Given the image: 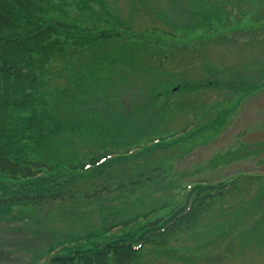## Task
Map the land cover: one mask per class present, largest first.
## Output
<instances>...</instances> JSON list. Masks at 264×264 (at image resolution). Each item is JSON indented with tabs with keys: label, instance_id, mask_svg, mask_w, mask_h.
<instances>
[{
	"label": "rangeland",
	"instance_id": "1",
	"mask_svg": "<svg viewBox=\"0 0 264 264\" xmlns=\"http://www.w3.org/2000/svg\"><path fill=\"white\" fill-rule=\"evenodd\" d=\"M84 1L60 0L59 3L54 1L53 6L49 0L46 16L64 22L68 17L69 21L85 20L83 25L100 27L95 33L101 29L116 32L121 28L115 29L111 24L121 23L124 28L128 26V32H122L124 36L130 37L133 29L134 38L150 43L157 36L162 38L163 31L174 35L163 37L161 43L165 44H159L153 55H144L147 68L138 66L128 77L120 71L128 67L123 62L117 64L120 69L117 73L103 71L94 77L92 85L71 87L65 82L67 74L59 73L64 70L60 60L48 65L58 74L44 75L46 84L39 95L50 90L46 106L59 101L56 105L63 108L69 95L73 96L71 100L75 105L70 108L74 112L56 109L61 121L57 125L49 123L47 127L50 131L62 129L65 134L59 140V136L51 135L46 139L52 142V149L68 141L65 149L54 150H57L55 159H76L73 165L86 162L92 150L100 146L119 152L117 144L124 145L123 148L131 144L128 147L131 149L139 145L131 158L124 159L127 164L114 169L116 176L99 184H116L137 174L151 179L142 181L131 193L111 194L102 200L92 194L98 185L94 182L85 187L88 194L93 195L88 197L91 201H61L44 207L20 205L1 211L0 264H45L47 252L59 243L86 237L83 247H89L93 245L92 241L88 242L89 234L96 235L95 242L102 236L108 239L103 233L111 222L143 214L153 217L152 211L156 209V215L162 217L168 208L161 211L158 208L187 201V192L193 183L217 185L233 179L238 172L246 175L242 183L264 180V36L258 38L260 34L257 37L248 33L244 40L237 32L255 30L248 21L250 8L256 14H264V2L260 7H252L233 0L228 4L229 14L225 10L221 13L223 23H213L220 13L215 5L205 4L204 0H103L102 4L95 0L84 3L85 11L78 10L77 4ZM214 26L218 31L214 30L211 35H224L231 30L232 39L228 42H217L220 38L215 42L206 40V44L198 42L195 47L190 45L184 50L182 46L177 47L187 41L188 31H192L188 40L196 39L201 31ZM52 39L62 41L61 36ZM126 42L129 44L122 43L124 55L138 58L140 44ZM92 77L86 74L84 80ZM80 80L75 78L76 82ZM53 84L57 89L51 86ZM173 87L176 90L172 91ZM250 87L255 89L252 94ZM259 87L263 88L257 90ZM249 92L251 95L247 96ZM27 115L28 111L19 114L14 111L13 126L17 119ZM78 117L81 121L75 122ZM64 119L69 122H63ZM190 124L194 126L189 127L192 128L189 136L167 137ZM81 138L86 142L83 146L78 142L73 152L74 145L70 144ZM156 139L160 142H148ZM21 141L26 142L24 138ZM159 148L162 149L146 159L140 156L147 149ZM20 152L21 157H34L30 151L21 149ZM59 165L55 167L58 173L52 176H83ZM92 172L93 169L88 170L87 176L96 175ZM44 175L51 180L50 175ZM5 182L10 184L7 180L2 182L0 177V193L16 186ZM20 184L25 189L41 188L38 184ZM231 195L221 200L214 198L190 230L173 233L162 249L146 245L137 264H264V184H254ZM123 229L111 236L121 238L126 234Z\"/></svg>",
	"mask_w": 264,
	"mask_h": 264
},
{
	"label": "trees",
	"instance_id": "2",
	"mask_svg": "<svg viewBox=\"0 0 264 264\" xmlns=\"http://www.w3.org/2000/svg\"><path fill=\"white\" fill-rule=\"evenodd\" d=\"M48 1L0 0V177L2 182L4 180L10 182V184L5 182L9 186L11 184L16 185L12 188H5L0 193V212L20 205L44 207L61 201H70L71 203L80 199L91 201L92 199L88 197L93 195L88 194L85 187L92 186L94 182L98 185L94 187L92 194H95L97 199L102 200V198L109 197L111 194L118 196L127 192L131 193L134 187L141 184L142 181L151 179L150 176L143 179L142 174H137L116 184L100 185L116 176L114 171L116 167L127 164L124 159H129L132 155L123 156L122 154H126L130 150L128 147H131V144L126 145L127 148H123L125 146L122 144H117L116 149L120 148L121 150L119 152L101 149L104 147L100 146L98 149L92 150L86 162L77 165H73L76 159L66 157H60L63 158L62 160L55 159L57 150L56 152L54 150L56 148L65 149L64 146H67L68 141H64L52 149V142H48L46 137L49 135L59 136V140L65 134V131L62 129L50 131L47 125L49 123H55L56 125L60 123L61 118L56 113V109L60 111L68 110L75 103L71 100L73 96L69 95L66 98L68 102H65L66 104L63 108L60 105H56L59 101H53L51 107H48L46 103L49 101L50 90L46 89L40 95L39 92L46 84L44 75H47V73L52 76L58 74V72L51 70L52 67H49L58 60L64 66V70L59 73L65 72L67 74L65 82L71 87L79 84L92 85L94 77L103 71L108 74L117 73L120 70L117 64L123 62H126L128 67L120 71L124 73L125 77H128L138 66L143 65L147 68L145 62L147 57L144 55H153L154 50L157 49L156 47L159 48L162 38L157 36L150 43L148 40L134 38L135 34L133 33H136V31L133 29L130 31V37L124 36L122 32H128V26L124 28L121 23L111 24L116 26L115 29L121 28V30L116 32L103 31L101 29L98 33H95L100 27L83 25L86 23L85 20L74 19L69 21L68 17L64 22L57 20L54 16L47 17L46 7L48 6ZM54 1L60 2V0H52L53 6L56 3ZM90 1L95 0H86L80 4L78 3L77 9L85 11L87 7H85L84 3ZM234 1L236 4L243 2L252 7H260L264 2V0ZM99 2L102 4L103 0H99ZM203 2L215 5L220 13V17H217L213 23H223L221 21L223 19L221 13H225V11L227 13L228 4L232 3L233 0H204ZM250 9L251 16L248 21L252 23L251 27L255 30H249L250 32L244 29V31H237L241 38H245L244 40L247 39L248 33L257 37L260 34L258 38L264 36V14H256L253 8ZM215 29L217 30L216 26L204 30L206 33H210L211 30ZM151 32L152 29H149L148 33ZM161 33L163 34L162 37H173L174 35V33L166 31ZM58 36H61L62 41L52 39V37ZM219 38L217 42L225 41L223 34H220ZM126 41L140 44V50L136 54L138 58H134L135 55L130 57L124 55L123 51L125 48L122 43L124 42L125 45L129 44ZM109 42H112V44H108ZM152 46L153 48L149 49ZM98 47H102L100 51L97 50ZM184 49L186 48L183 47ZM86 74H91L93 77L84 80ZM76 77L81 80L76 82ZM51 86L57 89L55 84ZM262 88L259 87L257 90ZM248 89L251 90V94L255 91L254 87ZM248 95H250V92ZM70 110L74 112L73 109ZM14 111H17L18 114L22 111H28V115L17 119L13 126L11 115ZM76 121L80 122L81 119L79 117L75 118ZM63 122H69V120L64 119ZM69 131L70 129L66 130V132ZM87 131L92 134L91 130ZM99 137H102V135ZM23 138L26 140L24 143L21 141ZM29 139L31 142L28 141ZM69 140H71V137ZM78 142H80L79 146H83L82 144L86 141L82 138L78 139L76 143L73 141V144H70V146L74 145L73 152L77 149ZM21 149L30 151L34 154V157L30 159H27L26 156L21 157ZM161 149L142 150L143 152L140 156L143 155L142 159H146L147 156L153 155ZM113 154L117 155L116 158H113L117 160V163L111 164L114 160H107V158ZM101 160H103L102 163H100ZM59 163L60 168L65 167L70 172L76 171L83 176H52V173H58L55 171V167ZM90 169H93V174L96 173L95 176H87V171ZM44 174L50 175L51 180L48 181ZM131 176L128 175L127 177ZM83 179L85 183H83ZM257 180L259 179H253L254 182H239L238 185H236V181H222L219 187H217L219 184L216 186L209 184L198 186L197 191L191 195L190 206L183 213L180 214L179 212L184 207L177 210L176 208H171L172 205H163L158 208L160 209L159 211L165 208L170 209L165 217L156 215V209L154 210L155 212L152 211L153 217L152 214L151 216L150 214H143L127 218L122 222H111L112 224L108 228L106 227L107 229L103 233L108 239L102 236L98 242H95L97 241L96 235L89 234L87 237L88 242H93V245L89 247H83L86 237L59 243V245L57 244L50 248L47 252L48 264H135V262L137 264V259L146 245L162 249L167 238L173 233L185 231L186 229L190 230L202 211L211 206L214 198L224 199L226 195H234L245 191V188L253 187L254 184L263 186L264 180L258 182ZM78 181L82 182L78 183ZM22 182H27V184L31 185L38 184L41 188L25 189L20 184ZM46 182L51 183L46 187L42 186ZM72 185H76V187L72 188ZM65 193H67L66 197L64 196ZM175 209L177 210L175 214H179L171 215V212ZM164 218L166 220L161 223ZM115 228L116 230L113 231ZM119 229L125 230L126 234H122L121 238L111 236ZM138 241H142L140 246L135 245Z\"/></svg>",
	"mask_w": 264,
	"mask_h": 264
}]
</instances>
